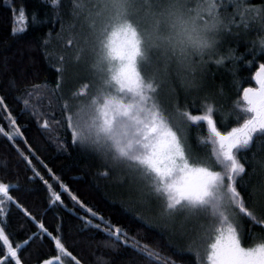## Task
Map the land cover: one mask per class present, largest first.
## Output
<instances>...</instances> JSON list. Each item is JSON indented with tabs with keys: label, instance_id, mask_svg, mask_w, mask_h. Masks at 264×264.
<instances>
[{
	"label": "trees",
	"instance_id": "obj_1",
	"mask_svg": "<svg viewBox=\"0 0 264 264\" xmlns=\"http://www.w3.org/2000/svg\"><path fill=\"white\" fill-rule=\"evenodd\" d=\"M214 3L224 26L215 50L202 62L195 86L157 92L174 130L186 137L191 152L200 158L211 157V145L200 143L209 135L207 123L193 124L179 114L205 115L210 105L218 130L238 126L237 102L243 103L244 88L256 85L254 75L264 64V0ZM91 9L92 0H0V183L18 185L9 193L14 203L4 214L8 245L0 239V264L8 258L9 245L17 249L21 264H41L59 254L51 237L32 238L40 231L39 223L53 237L60 236L80 264H209L204 249L214 241V234L203 239L211 223L207 216L186 212L163 216V201L151 193L147 181H137L126 163L73 142L69 117L96 93L98 83L88 50L93 43ZM20 10L25 19L17 25ZM14 27L25 30L14 36ZM45 121L47 129L42 128ZM15 129L19 136L10 139ZM29 160L39 177L33 178ZM241 163L246 171L237 190L249 210L261 218L257 226L243 214L234 217L247 247L251 238L264 234V208L249 203V194L256 189L255 198L264 204V191L259 188L264 182V136L254 138ZM215 170L223 171L219 166ZM61 184L97 217L76 204L69 192L61 193ZM51 191L60 193L61 201L53 202ZM116 229L124 233L119 240L108 234ZM25 241H29L26 246L17 247ZM145 250L154 254L151 259ZM55 264L75 261L62 257Z\"/></svg>",
	"mask_w": 264,
	"mask_h": 264
},
{
	"label": "snow or ice",
	"instance_id": "obj_2",
	"mask_svg": "<svg viewBox=\"0 0 264 264\" xmlns=\"http://www.w3.org/2000/svg\"><path fill=\"white\" fill-rule=\"evenodd\" d=\"M122 2L123 0H112L117 6ZM212 4L213 8L210 10L216 11L214 0ZM80 10L82 11V8ZM252 18L255 19V16ZM24 19L25 13L20 10L19 17L14 23L22 24ZM88 19L91 20V11ZM93 28L94 24L89 27L93 41L90 50L98 51L103 47V32H93ZM24 30L23 27H14L13 35ZM261 43L264 44V41ZM108 57L120 61L113 78L115 83L107 85L106 91L109 96L98 97L96 103L88 109L90 119L86 118L84 109L69 117L73 142L81 146L90 145L105 156H110L115 162L126 163L133 174L148 182L151 193L163 201V216L173 217L178 212L207 216L211 223L205 230L203 239L207 241L214 234V241L204 249L209 264H264V234L251 238V245L245 247V233L236 226L234 218L238 214H243L256 221L257 226L261 220L249 210L248 203L237 190V181L246 171L241 158H244V153L256 136H264V64L260 65L255 75L258 87L244 88L243 103L237 102L238 126L231 127L228 131L218 130L212 118L213 109L210 105L208 114L205 115L193 116L188 112L179 114L193 124L207 123L209 135L201 139L200 143L205 146L211 145V157L200 158L193 155L186 137L174 130L171 118L165 114L158 102V89L141 86L137 75L134 33L130 27L124 26L114 33ZM97 67L98 65L92 66L93 70ZM24 103L26 107L30 106L28 100ZM0 104H3V100H0ZM48 127L49 124L45 121L42 128ZM18 136L19 129H15L9 138L15 139ZM20 155L24 160H28L22 152ZM217 166L223 171L215 170ZM29 167L33 170V178L40 176L30 160ZM53 179L58 181L57 177ZM44 183L48 184L47 181ZM259 188L264 191V182H261ZM17 189L18 185L0 183V225H3L0 227V239L5 245H8V238L4 234L6 227L4 214L14 203L13 197L9 195L10 191ZM63 192L69 190L61 184V193ZM69 195L92 217H97V213L87 208L76 195L70 192ZM51 197L53 202L61 201L60 193L51 191ZM255 197L256 189L249 194V203L254 208H264V204H260ZM17 207L19 208V205ZM23 211L26 216L30 215L27 210ZM99 219L111 228L108 221H104L102 217ZM86 223L91 224V220ZM38 228L40 231L32 238L51 237L59 252L54 258L45 260L43 264H55L62 257H70L75 264H80V261L67 251L60 236L53 237L43 223H39ZM108 234L119 240L124 233L122 229H116L114 233L110 231ZM28 242L25 241L23 245L17 247L23 248ZM145 251L147 258L151 259L154 254ZM196 255L199 258V251ZM7 256L4 264H11L12 260H15V264H21L17 249L11 245L8 246Z\"/></svg>",
	"mask_w": 264,
	"mask_h": 264
},
{
	"label": "clouds",
	"instance_id": "obj_3",
	"mask_svg": "<svg viewBox=\"0 0 264 264\" xmlns=\"http://www.w3.org/2000/svg\"><path fill=\"white\" fill-rule=\"evenodd\" d=\"M213 8L212 0H92L93 32H103V47L90 51L97 76L96 93L83 103L88 109L98 97L109 96L106 88L114 84L120 63L108 57L113 35L128 26L134 33V52L139 82L144 88L188 90L195 86L202 62L216 48L224 22ZM99 107V105H97Z\"/></svg>",
	"mask_w": 264,
	"mask_h": 264
},
{
	"label": "rangeland",
	"instance_id": "obj_4",
	"mask_svg": "<svg viewBox=\"0 0 264 264\" xmlns=\"http://www.w3.org/2000/svg\"><path fill=\"white\" fill-rule=\"evenodd\" d=\"M90 49H91V48H89L88 50L91 51ZM92 70H93V69H92ZM258 71H259V69H258ZM258 71H257V72H258ZM257 72H256V73H257ZM256 73H255V75H256ZM255 75H254V80H255ZM255 82H256V80H255ZM255 87H258V85L256 84L253 88H255ZM96 90H97V89H96ZM139 180H140V179L137 178V181H139ZM144 189H146V188H144ZM210 243H211V241H210ZM41 264H43V262H42Z\"/></svg>",
	"mask_w": 264,
	"mask_h": 264
}]
</instances>
